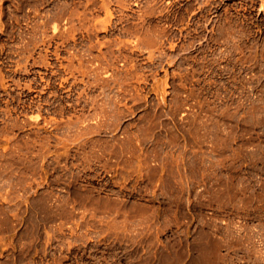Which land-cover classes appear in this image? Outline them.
Masks as SVG:
<instances>
[{"label":"rangeland","instance_id":"1","mask_svg":"<svg viewBox=\"0 0 264 264\" xmlns=\"http://www.w3.org/2000/svg\"><path fill=\"white\" fill-rule=\"evenodd\" d=\"M0 264H264V0H0Z\"/></svg>","mask_w":264,"mask_h":264}]
</instances>
